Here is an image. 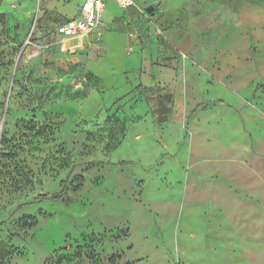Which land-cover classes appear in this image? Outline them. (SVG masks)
<instances>
[{
    "label": "rangeland",
    "instance_id": "rangeland-1",
    "mask_svg": "<svg viewBox=\"0 0 264 264\" xmlns=\"http://www.w3.org/2000/svg\"><path fill=\"white\" fill-rule=\"evenodd\" d=\"M133 1L0 0V264H264V0Z\"/></svg>",
    "mask_w": 264,
    "mask_h": 264
},
{
    "label": "built area",
    "instance_id": "built-area-1",
    "mask_svg": "<svg viewBox=\"0 0 264 264\" xmlns=\"http://www.w3.org/2000/svg\"><path fill=\"white\" fill-rule=\"evenodd\" d=\"M116 1L124 6L134 3L133 0ZM104 9L105 0H85L78 15L57 24L55 33L65 39H79L92 35L100 37L102 36L100 26ZM159 31V27L156 26L154 32Z\"/></svg>",
    "mask_w": 264,
    "mask_h": 264
},
{
    "label": "crops",
    "instance_id": "crops-1",
    "mask_svg": "<svg viewBox=\"0 0 264 264\" xmlns=\"http://www.w3.org/2000/svg\"><path fill=\"white\" fill-rule=\"evenodd\" d=\"M84 1H85V0H77V9H76V11H75L73 17H75V16L78 15V13H79V11H80V9H81V7H82ZM110 1H112V0H105V9H104V12H103V15H102V23H101V25L104 23V20H105V19H108V18H109L110 13H111L112 11H114V10H112V9H108L109 2H110ZM113 1H115V2L119 5V3H118L116 0H113ZM118 5H117V6H118ZM71 18H72V17H71ZM104 18H105V19H104ZM67 19H68V18H67ZM153 30H154V29H153ZM92 36H93V35H92ZM92 36H89V37H92ZM89 37L79 38L78 40L85 39V38H89Z\"/></svg>",
    "mask_w": 264,
    "mask_h": 264
},
{
    "label": "water",
    "instance_id": "water-1",
    "mask_svg": "<svg viewBox=\"0 0 264 264\" xmlns=\"http://www.w3.org/2000/svg\"><path fill=\"white\" fill-rule=\"evenodd\" d=\"M147 11H148V12H152V11H153V6H149V7L147 8Z\"/></svg>",
    "mask_w": 264,
    "mask_h": 264
},
{
    "label": "trees",
    "instance_id": "trees-1",
    "mask_svg": "<svg viewBox=\"0 0 264 264\" xmlns=\"http://www.w3.org/2000/svg\"><path fill=\"white\" fill-rule=\"evenodd\" d=\"M65 21V20H64ZM61 23V22H60ZM59 24V23H58Z\"/></svg>",
    "mask_w": 264,
    "mask_h": 264
}]
</instances>
